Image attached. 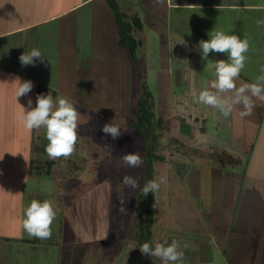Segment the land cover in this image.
<instances>
[{
  "label": "crops",
  "instance_id": "1",
  "mask_svg": "<svg viewBox=\"0 0 264 264\" xmlns=\"http://www.w3.org/2000/svg\"><path fill=\"white\" fill-rule=\"evenodd\" d=\"M258 21H264V0H0V118L2 110H14L18 116L20 105L28 107L23 96L15 99L16 77L33 82L28 95L34 108L40 93L66 96L76 105L81 77L106 79L111 90L119 71L125 76L139 71L155 117L167 124L163 133L185 150L197 148L196 154L216 153L224 159L223 166L209 158L185 161L188 190L199 197L197 211L221 259L211 264H264V102L253 98L250 116L241 117L238 107L224 118L192 96L214 78L215 61L227 60L226 54L210 53L204 61L197 51L199 41L207 40L214 27L241 38L247 35L250 49L237 86L254 81L264 67V26ZM123 26L132 37L133 52L121 45ZM183 40L186 46L179 44ZM33 48L43 53L45 62L22 67L20 55ZM134 59L138 67L130 65ZM146 61L155 64L149 68ZM87 83L84 87L95 86ZM30 151L45 153L44 146L33 145ZM186 152L176 150L185 159ZM59 193L38 190L28 195L43 201ZM30 202L25 201L24 208ZM9 239L8 234L0 235V262L5 259L3 244H13ZM16 242L17 261L22 251L26 264H44L56 243L34 237ZM99 250V245L64 250L58 264H93Z\"/></svg>",
  "mask_w": 264,
  "mask_h": 264
},
{
  "label": "rangeland",
  "instance_id": "2",
  "mask_svg": "<svg viewBox=\"0 0 264 264\" xmlns=\"http://www.w3.org/2000/svg\"><path fill=\"white\" fill-rule=\"evenodd\" d=\"M140 57L137 51L136 58L139 60ZM136 61L134 59L130 65L138 67ZM146 62L148 66L155 64L154 61ZM138 72L125 76L124 72L119 71L118 77L113 79L111 90L106 79H79L83 87L77 93L75 105L81 113L75 155L84 161L85 168L74 181L63 184L66 186L63 192L56 187L58 183L51 176L44 175L36 180L28 176L31 156L48 157L46 152L30 151L33 145L44 146L45 150L48 143L45 130H28L14 110L1 111L0 235L8 234L12 238L9 242L13 244H3L5 259L0 263L26 264V260L20 257L22 251L17 252L21 259L17 261L15 245L19 238H30L21 227L24 204L27 200H33L29 193L39 190L44 194L60 191V197L44 199L52 202L57 213L51 225L57 234L56 243L48 251L44 264H58V255L64 250L91 245L100 247L92 260L93 264H162L158 258L142 255L139 250L145 242L143 235H139L140 226L151 196L155 203L152 193L143 196L140 189L145 182L160 175H166L168 182L161 185L156 194L159 203L152 211L151 243L171 242L172 239L181 241V250L185 255L178 264H211L212 259L216 263L221 260L210 237L211 231L197 211L199 197L188 190L185 180L189 171L185 161L199 159V153L196 154L198 149L179 148L168 133L152 129L146 137L136 134L131 128L132 115L139 110L140 94L145 90V80ZM87 82L95 86L84 87ZM148 85L153 92V85ZM23 97L24 104H27L30 96ZM109 122L121 127L122 135L116 140L101 131L102 126ZM176 150L180 154L187 151L188 158H181ZM132 152L140 153L143 159L140 168L128 169L123 166L120 156ZM193 168L198 170V166ZM124 175L137 177L140 188L132 190L124 186ZM114 185L122 186L114 188ZM118 196L124 198L123 206L127 210L120 211L122 205L113 202ZM183 244L188 247L183 248Z\"/></svg>",
  "mask_w": 264,
  "mask_h": 264
},
{
  "label": "clouds",
  "instance_id": "3",
  "mask_svg": "<svg viewBox=\"0 0 264 264\" xmlns=\"http://www.w3.org/2000/svg\"><path fill=\"white\" fill-rule=\"evenodd\" d=\"M172 0H167L171 4ZM157 4H164L165 0H155ZM178 7V6H177ZM258 26H264V21H258ZM190 34V33H189ZM207 40H200L197 51L201 59L208 60L210 53H223L227 55V60H216L214 64V78L208 82V86L199 91L198 95L193 91V100L197 104H202L215 109L224 118L229 117L235 108H240V116L247 117L252 114L255 107L254 99L264 102V67L260 68V74L254 78L251 83L242 82L237 86V80L242 70L245 68L247 56L250 49V41L245 35L243 38L236 34H227L224 30H213L208 32ZM186 46V42L182 43ZM39 60L45 62L43 53L33 48L25 51L19 57L22 67L32 65ZM17 87L14 92L15 99L28 95L34 85L30 80L21 81L19 77L15 78ZM232 93V95H225ZM27 109L20 104L21 111L18 119L28 130H45V138L48 141L45 152L50 159L70 158L76 151L78 140L77 129L81 121V113L69 97L53 96L48 93H40L36 97V106L32 107V100L29 99ZM101 131L116 140L122 135L120 125L112 122L105 123ZM123 166L128 169L140 168L143 165V159L139 152L126 153L120 156ZM168 182L166 175H160L144 183L140 191L143 196L152 193L155 198L153 207L159 203L157 193L161 185ZM123 184L128 188L135 190L140 188L137 177L132 175L123 176ZM121 205L124 204V198L120 197ZM124 208L121 207L120 211ZM56 210L50 200H32L23 210L22 229L29 235L37 239H49L52 235L51 225L56 218ZM107 235V234H106ZM106 235L104 238H106ZM181 241L172 239L171 242L164 240L156 242L154 246L150 242H144L139 250L142 255L158 258L162 264H178L184 259V251L181 250ZM183 244V248H187Z\"/></svg>",
  "mask_w": 264,
  "mask_h": 264
},
{
  "label": "trees",
  "instance_id": "4",
  "mask_svg": "<svg viewBox=\"0 0 264 264\" xmlns=\"http://www.w3.org/2000/svg\"><path fill=\"white\" fill-rule=\"evenodd\" d=\"M121 34V45L128 47L131 52L134 51L135 45L132 44L133 40L130 36L129 31L126 29V27H121L120 30ZM139 98V110L135 111L133 113V117L130 121L131 128L134 130V132L138 135H143L148 137L150 130H155L159 132H164L167 130V124L165 120L161 117H155V114L152 110V100L151 95L147 91H143L140 94ZM151 100V101H150ZM155 136V134L153 135ZM153 138V137H152ZM179 148H186L182 144L178 143ZM199 157L201 159L209 158L213 160L214 162L218 163L219 165L223 166L224 159L221 158L219 154H211L209 156L208 153H200ZM229 162L233 164V161L229 158L227 159ZM85 168V163L82 159L76 158L75 153L68 159L59 158V159H50L44 160L42 158H36L31 160L30 167H29V176L32 179H40L44 175L51 176L53 179H55V182L58 183V185L62 188L65 187V183H68L69 180H75L78 176V174ZM150 169V166H149ZM61 184V185H60ZM122 185H114V188H121ZM52 196V194H51ZM120 197H116L113 202L115 204H118L121 206L120 203ZM122 198V197H121ZM38 200V199H37ZM41 201V200H39ZM153 197H150L149 204L147 205L144 213V221L141 224V235L144 238L145 242H150V228H151V216L153 211ZM124 208V211L127 210L123 205L121 206ZM52 235L49 239L41 240L38 239V241H43L47 243H54L56 241V231L53 227H51Z\"/></svg>",
  "mask_w": 264,
  "mask_h": 264
}]
</instances>
